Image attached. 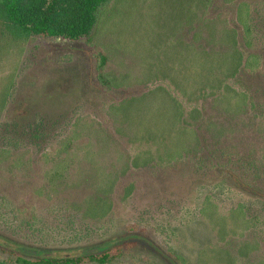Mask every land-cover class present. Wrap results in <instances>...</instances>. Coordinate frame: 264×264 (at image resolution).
<instances>
[{
    "label": "rangeland",
    "instance_id": "obj_1",
    "mask_svg": "<svg viewBox=\"0 0 264 264\" xmlns=\"http://www.w3.org/2000/svg\"><path fill=\"white\" fill-rule=\"evenodd\" d=\"M241 1L252 5V14L264 15V0H110L91 42H21L0 33V97L4 91L10 97L1 122L25 129L43 120L39 140L28 126L30 135L11 145L19 158L29 157L28 183L37 181L42 189L35 203L39 219L27 225L5 207L0 234L65 253L112 244L135 221L154 245L190 264H233L234 256L242 264L253 254L233 209L245 204L264 227V182H256L260 192H250L216 159L168 154L191 141L186 127L197 123L207 97L234 95L238 57L264 52L261 36L246 45L236 14ZM104 55L107 83L98 70ZM126 97L136 98L125 102ZM7 138L0 136V144H13ZM251 141L241 143L243 149ZM44 150L50 153L40 156ZM6 175L0 166V177ZM23 190L26 197L33 192ZM20 192L11 182L8 196ZM67 198L81 210L68 207ZM0 264L16 263L0 252ZM109 264L169 263L142 244Z\"/></svg>",
    "mask_w": 264,
    "mask_h": 264
},
{
    "label": "trees",
    "instance_id": "obj_2",
    "mask_svg": "<svg viewBox=\"0 0 264 264\" xmlns=\"http://www.w3.org/2000/svg\"><path fill=\"white\" fill-rule=\"evenodd\" d=\"M109 1L0 0V33L9 36L8 39L21 42L37 38L71 42L86 39L91 42L99 25L100 12ZM252 13V5L249 2L239 3L237 20L244 26L245 42L249 47L254 46L256 35L264 38V15ZM106 58L105 55L102 57L98 68L102 82H105L107 77L104 74L108 65ZM238 60L239 65L234 67L232 74H235L239 86L234 88L230 85L234 95L207 97L208 99L202 102L199 109L197 123L195 122L193 127H186V132L192 134L191 141L178 151H168V154L175 158L181 156L189 159L198 158L200 161L210 157L216 159L217 164L227 166L230 175L242 188L255 193L260 192L256 182H264V83L259 81L264 79V52L253 51L245 58L240 55ZM245 76L252 81L244 80ZM8 95L9 93L4 91L3 96L0 97V112L9 102ZM135 98L126 97L123 100L128 102ZM221 102L225 105L223 106ZM114 103L115 101L109 104V110ZM220 110L224 115L222 121L217 120ZM79 122V118L73 121L72 130L76 124L79 126ZM42 123V119H39L35 125L30 123L28 126H34L33 134L30 135L27 133L28 126L24 129L20 127L21 123L12 121L2 123L0 118L1 138L8 137L13 142L11 144L9 141L8 146L0 144V166L7 168V175L0 177V211L5 207H9L10 211L11 207L16 217L27 225H32L39 219L35 203L38 191L42 189L37 181L28 183L30 181V177L27 176L30 166L29 157L19 158L15 147L11 145L18 146V140L25 139L27 135L34 140H39ZM10 126L15 127L13 134L6 135ZM249 132L252 141L247 139L246 134ZM246 141H251V147L246 146L243 149L244 146H241V143L244 142L245 145ZM49 153L44 150L40 156ZM135 164L139 165L137 161ZM246 176L251 178L248 179ZM11 182L14 183L16 192L22 190L15 198L8 196ZM112 186L111 184L110 188ZM22 188H31L33 192L26 197V192ZM65 202L74 211L81 210L80 203L71 202L68 198ZM90 206L89 203L87 210L82 212L84 217L89 215ZM233 210V215L241 218L247 230L243 243L254 252L249 254L242 264H264V227L261 226L257 217L247 213L245 204L240 203ZM106 212V210L103 211L99 219H102ZM4 214L5 212L0 215ZM142 244L156 250L169 264H190L183 255L154 245L148 236L147 228L135 221L127 222L121 239L112 244L71 247L65 253L45 245L27 243L0 234V252L7 257L8 261L16 264H109L128 253H133ZM49 249L51 250L48 251ZM236 257L232 259L233 264L237 261Z\"/></svg>",
    "mask_w": 264,
    "mask_h": 264
}]
</instances>
